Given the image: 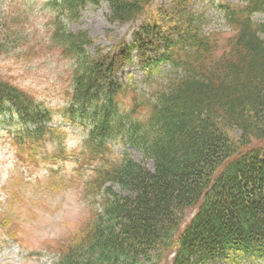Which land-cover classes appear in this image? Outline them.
Masks as SVG:
<instances>
[{
    "label": "trees",
    "instance_id": "obj_1",
    "mask_svg": "<svg viewBox=\"0 0 264 264\" xmlns=\"http://www.w3.org/2000/svg\"><path fill=\"white\" fill-rule=\"evenodd\" d=\"M48 1L59 14L53 40L76 60L59 110L86 131L82 154L99 166L91 182L102 194V210L76 242L60 245L58 264H160L164 254L165 264H216L244 252L264 257V22L253 19L264 0H224L234 34L219 57V40L202 33L182 0ZM101 1L112 22L143 20L132 42L91 52L94 39L66 28L60 14L76 19ZM135 50L143 65L184 70L143 100L145 118L136 115V99L130 111L121 103L131 89L122 70ZM54 119L51 107L0 75V121L15 126L13 140L31 157L46 138L61 148L51 159L66 155L62 127L49 125ZM119 140L142 150L153 168L116 152Z\"/></svg>",
    "mask_w": 264,
    "mask_h": 264
},
{
    "label": "rangeland",
    "instance_id": "obj_2",
    "mask_svg": "<svg viewBox=\"0 0 264 264\" xmlns=\"http://www.w3.org/2000/svg\"><path fill=\"white\" fill-rule=\"evenodd\" d=\"M161 2L165 6L181 5L179 0L157 1L158 4ZM182 2L197 18L204 33L220 31L222 34L219 36L225 37L233 32L219 6V2L224 0L215 3L213 0ZM159 6L155 3L150 9L155 11V7ZM108 14L106 2L102 1L99 5L88 3L81 17L73 20L60 14V21L73 32L86 30L95 42L90 47L91 51L97 45L109 50L121 39L132 42V34L143 17L136 22L120 23L110 21ZM56 16H59L58 10L48 0H0V29L3 32L0 36L5 42V50L0 54V75L30 91L52 108L53 123L62 127L61 138L67 153L66 158L59 161L44 160V157L52 156L61 149L58 143L46 138L40 147L42 152L37 151L42 156L32 159L29 152L21 150L12 139L9 125L0 123V211L5 208L12 211L13 208L14 215H19L17 235L23 241L21 246L15 241L3 243L0 264H55L60 245L76 242L72 238L94 214L95 205L90 206L87 201L91 199L98 204L87 190V181L94 177L95 168L82 154L86 131L82 126L65 122L59 110L68 99L74 61L64 57L59 44L53 40ZM255 20L264 22V13L257 14ZM145 68L136 56L123 70V78L131 84V89L121 98L122 107L130 110L136 98L140 101V114H137L140 118L148 115V107L143 100L167 89L184 71L166 63L154 72V68ZM113 146L116 152H126L146 167L153 168L152 160L142 150L121 140ZM13 191L21 192L23 199L9 203ZM140 264L150 263L145 260ZM252 264H264V260Z\"/></svg>",
    "mask_w": 264,
    "mask_h": 264
}]
</instances>
